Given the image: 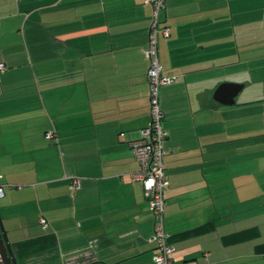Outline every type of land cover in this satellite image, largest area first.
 <instances>
[{
	"label": "crops",
	"instance_id": "obj_1",
	"mask_svg": "<svg viewBox=\"0 0 264 264\" xmlns=\"http://www.w3.org/2000/svg\"><path fill=\"white\" fill-rule=\"evenodd\" d=\"M152 14L0 0V214L18 264H155L131 147L149 122ZM162 21L172 264H264V0H167Z\"/></svg>",
	"mask_w": 264,
	"mask_h": 264
},
{
	"label": "built area",
	"instance_id": "obj_2",
	"mask_svg": "<svg viewBox=\"0 0 264 264\" xmlns=\"http://www.w3.org/2000/svg\"><path fill=\"white\" fill-rule=\"evenodd\" d=\"M153 8L152 22L149 31V42L144 52L149 59L147 80L149 84V122L143 129L142 137L131 143L132 150L141 170L133 174L135 179L143 182L150 209L153 214L154 228L152 241L156 247L155 264H172L174 245L170 242L166 232L165 222V190L168 180L165 172V156L167 154L165 141L168 136L163 126L164 113L161 109L160 89L165 84L172 83L175 78L163 72L159 56V37L170 35L169 27L162 21V13L167 8V0H143ZM6 69L4 62H0V70ZM56 134L48 131L47 137L53 139ZM72 185L79 186L77 177L72 178ZM4 196V188L0 185V198ZM44 227L48 225L45 218L41 219ZM0 264H5L0 249Z\"/></svg>",
	"mask_w": 264,
	"mask_h": 264
},
{
	"label": "water",
	"instance_id": "obj_3",
	"mask_svg": "<svg viewBox=\"0 0 264 264\" xmlns=\"http://www.w3.org/2000/svg\"><path fill=\"white\" fill-rule=\"evenodd\" d=\"M225 86V85H224ZM0 249L5 264H18L12 251L10 239L0 214Z\"/></svg>",
	"mask_w": 264,
	"mask_h": 264
}]
</instances>
